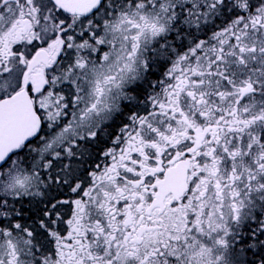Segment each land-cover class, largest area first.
Segmentation results:
<instances>
[{"label":"snow or ice","instance_id":"snow-or-ice-1","mask_svg":"<svg viewBox=\"0 0 264 264\" xmlns=\"http://www.w3.org/2000/svg\"><path fill=\"white\" fill-rule=\"evenodd\" d=\"M0 264H264V0H0Z\"/></svg>","mask_w":264,"mask_h":264}]
</instances>
